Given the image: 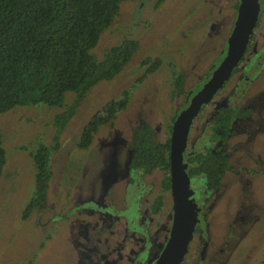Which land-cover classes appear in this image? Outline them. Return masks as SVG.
I'll return each instance as SVG.
<instances>
[{"label": "rangeland", "instance_id": "rangeland-1", "mask_svg": "<svg viewBox=\"0 0 264 264\" xmlns=\"http://www.w3.org/2000/svg\"><path fill=\"white\" fill-rule=\"evenodd\" d=\"M263 1V0H262ZM240 0H131L104 31L93 56L125 39L139 49L119 75L99 83L76 108L50 156L52 178L43 207L26 219L34 197L33 155L49 146L53 122L63 108L16 107L0 114L6 164L0 178V264H153L171 225V195L162 186L167 173L131 170L132 142L142 125L157 142L170 139L174 118L211 76L226 54L227 39ZM238 71L194 120L187 151L212 148L209 117L219 104L250 107V118L237 122L224 149L232 171L211 193L202 176L191 180L199 206L207 212L181 264H264V9ZM159 60V68L140 80L142 62ZM183 78L174 95V81ZM127 91L128 106L113 124L103 125L86 150L77 143L82 129L111 100ZM64 95V106L76 101ZM242 195V197L240 196ZM160 198L158 213L152 205ZM208 249L203 262L199 251ZM226 244V245H225ZM222 248L213 263L209 257ZM220 251V250H219Z\"/></svg>", "mask_w": 264, "mask_h": 264}, {"label": "trees", "instance_id": "trees-1", "mask_svg": "<svg viewBox=\"0 0 264 264\" xmlns=\"http://www.w3.org/2000/svg\"><path fill=\"white\" fill-rule=\"evenodd\" d=\"M126 1L131 0H0V114L16 107L39 105L65 109L55 116L51 144H40L34 152L36 185L34 197L23 212V220L46 203L52 178L50 156L59 150L60 136L79 103L96 85L119 75L139 49L136 40L125 39L106 50L101 61L91 53L101 34L114 23L120 4ZM262 7L264 9V1ZM247 51L248 48L245 55ZM159 66V60H144L142 67L146 70L140 80L154 73ZM237 71L238 67L232 76ZM182 84V76L175 79L174 95L182 92ZM68 92L76 94L77 98L71 106H64V95ZM128 95L124 91L120 99L105 104L102 116L95 115L86 124L77 143L79 149L86 150L91 146L101 126L113 124L117 113L127 108ZM251 113L250 107L219 104L209 117L210 137L216 145L190 151L184 156L189 177L202 176L206 191H217L225 174L232 171L224 147L236 132L234 125L250 118ZM175 122L176 118L172 126ZM131 147L129 169L144 174L156 170L166 172L168 175L162 180V186L170 192V139L157 142L154 130L142 125L135 131ZM5 164L6 154L0 135V178ZM161 204L160 198L154 201V213H158Z\"/></svg>", "mask_w": 264, "mask_h": 264}, {"label": "water", "instance_id": "water-1", "mask_svg": "<svg viewBox=\"0 0 264 264\" xmlns=\"http://www.w3.org/2000/svg\"><path fill=\"white\" fill-rule=\"evenodd\" d=\"M260 16L259 0H240L227 39L226 54L208 80L189 98L170 132L169 177L172 220L168 239L153 264H181L187 256L198 222L187 164L183 162L192 124L203 106L211 103L239 67Z\"/></svg>", "mask_w": 264, "mask_h": 264}, {"label": "flooded vegetation", "instance_id": "flooded-vegetation-1", "mask_svg": "<svg viewBox=\"0 0 264 264\" xmlns=\"http://www.w3.org/2000/svg\"><path fill=\"white\" fill-rule=\"evenodd\" d=\"M264 1V0H263ZM263 1L262 0H259V5H260V12L262 11V9H263V7H262V4H263ZM260 17V16H259ZM188 100H189V98L187 97L186 98V101H185V103H184V107L186 106V104H187V102H188ZM207 106V105H206ZM183 107V108H184ZM182 108V109H183ZM181 109V110H182ZM201 111H202V109H201ZM199 115V114H198ZM197 115V116H198ZM197 118V117H196ZM195 118V119H196ZM193 125V124H192ZM236 130V129H235ZM190 151H187V148H186V152L183 154V160H184V156L186 155V153H189ZM184 162V161H183ZM231 172V171H230ZM227 174V173H226ZM226 174H225V176H226ZM225 176L223 177V179H222V185H223V183H224V179H225ZM191 178H190V182H191ZM222 185H221V187H222ZM220 187V188H221ZM190 188H191V186H190ZM219 188V189H220ZM192 190H193V188H191ZM218 189V190H219ZM217 190V191H218ZM194 192V191H193ZM208 192V191H207ZM216 192V191H215ZM213 193V192H212ZM170 195H171V193H170ZM195 195V193L193 194V196H192V198H193V200H194V202L196 203V205H197V208L199 209V211H198V213H197V218H198V222H197V225H196V228H195V232H194V236H193V239L191 240V242H190V244H189V247H188V253H187V256H188V254H189V248H190V245H191V243L193 242V240H194V238H195V236L196 235H198V233H200L201 232V230L199 229V226L206 220V218H207V212L204 210V208L203 207H201V206H199V204H198V202H197V199H196V197L194 196ZM206 195H211V192H210V194H206ZM241 197H242V195H240ZM171 200H172V198H171ZM171 210H172V205H171ZM171 220H172V215H171ZM171 226V225H170ZM169 231H170V229H169ZM168 235H169V233H168ZM168 239V238H167ZM166 243V242H165ZM165 245V244H164ZM226 245V244H225ZM164 247V246H163ZM163 249V248H162ZM207 249H208V242L207 241H204L203 242V245H202V247H201V249H200V251H199V260L201 261V262H203L204 261V259H205V256H206V252H207ZM220 250V251H219ZM223 249L222 248H219V249H217V251L215 250V252H214V255L213 256H211V257H209V259H211V263H213L214 261H215V259L217 258L216 256H217V254H218V256H222V255H224V253L223 254H221V251H222ZM161 252V251H160ZM160 252H159V254H160ZM217 253V254H216ZM159 254H158V256H159ZM157 256V257H158ZM187 256H186V258H187ZM156 257V258H157ZM186 258L184 259V261L186 260ZM155 261V260H154ZM154 261H153V263H154Z\"/></svg>", "mask_w": 264, "mask_h": 264}]
</instances>
